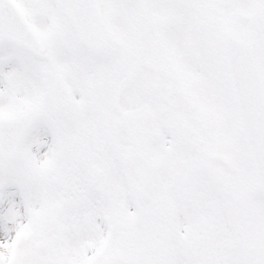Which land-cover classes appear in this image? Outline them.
<instances>
[{"label":"snow or ice","instance_id":"6c2138e0","mask_svg":"<svg viewBox=\"0 0 264 264\" xmlns=\"http://www.w3.org/2000/svg\"><path fill=\"white\" fill-rule=\"evenodd\" d=\"M0 264H264V0H0Z\"/></svg>","mask_w":264,"mask_h":264}]
</instances>
